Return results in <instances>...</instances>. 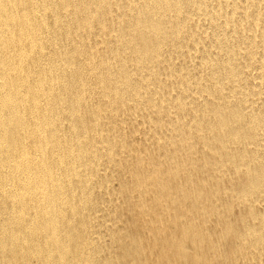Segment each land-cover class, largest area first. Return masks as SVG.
<instances>
[{"label": "bare ground", "instance_id": "bare-ground-1", "mask_svg": "<svg viewBox=\"0 0 264 264\" xmlns=\"http://www.w3.org/2000/svg\"><path fill=\"white\" fill-rule=\"evenodd\" d=\"M100 164L141 214L108 246ZM238 262L264 264V0H0V264Z\"/></svg>", "mask_w": 264, "mask_h": 264}, {"label": "rangeland", "instance_id": "rangeland-1", "mask_svg": "<svg viewBox=\"0 0 264 264\" xmlns=\"http://www.w3.org/2000/svg\"><path fill=\"white\" fill-rule=\"evenodd\" d=\"M203 21H205L204 19L203 20H201V25L202 26H204V27H206L207 26V23L205 22H203ZM204 23V24H203ZM97 28V27H96ZM94 30V29H93ZM93 30H92V32H93ZM103 31H101L100 33H102ZM94 34L95 35H97V33L95 32V33H91V36L92 37H95L94 36ZM100 36H101V34H100ZM191 44V42H189V45ZM98 47V48H97ZM96 49L98 50V51H101L102 49L104 50L105 49V45L102 43L101 44V46H100V44H98V46H96ZM163 50H165V49H163ZM194 50V49H193ZM190 51V52H188V54H189V56H187V55H185L184 57H182V55H180V54H178V56H177V62H179V61H183L184 62V65L186 64L185 62H187V64L185 65V66H188V67H194L196 64V58L195 57H193L194 55L193 54H197V52H195V50L194 51ZM192 59H194V62H192ZM190 62V63H189ZM192 63V64H191ZM255 67V66H254ZM253 69H257L256 67L255 68H252L251 69V71H252V73L249 75L250 76V82H252L253 81V79H254V81L256 80V77L259 75V73H261L259 70H257V71H253ZM258 71H259V73H258ZM255 75H254V74ZM258 73V75H256ZM254 75V76H253ZM93 78V77H92ZM89 79H90V77H89ZM97 97H94L93 98V102L95 103V102H98V101H100L101 103H103V101L102 100H100L99 98V100L98 99H96ZM92 102V101H91ZM147 111V112H146ZM144 113V114H143ZM147 113H148V110L146 109V110H143L142 111V114L144 115V116H146L147 115ZM106 116H107V113L106 112H104V114H102V117H104L105 119H106ZM104 118H103V120H104ZM129 119V118H128ZM135 119H137V120H139V118L138 117H133V120H135ZM107 121V120H106ZM105 120H104V122L103 123H105L106 122ZM137 122H134V123H132L131 125L130 124H128L127 126L125 125L124 127H123V131H121L122 133H123V135L125 134H127L126 136H129L130 134V131H128V129L131 127L132 128V125H135V129H134V133L132 134V136H131V138L133 137V140H134V142L133 143H131V145L133 146V147H138V146H141V145H137V143L139 142V140H141L142 139V136H143V133L142 132H144L145 131V129H146V127H142V125H137L136 124ZM127 124V123H126ZM119 129L120 130H122V128H120L119 127ZM125 129V130H124ZM131 130V129H130ZM127 131V132H126ZM120 132V131H119ZM126 132V133H125ZM99 167H100V169H99ZM102 167V168H101ZM105 166H103V164H100V165H98V169H97V177L95 178V179H100L101 177V179H103V177L105 176V175H111V176H106L107 178V180L105 181V183H104V185L105 186H103V187H105L102 191H103V193H100L99 192V189H97L96 191L97 192H99L100 194H101V196H102V198L103 199H99L98 200V205L101 203V201H104V202H102L101 203V206L99 205L98 206V212L95 214V217L93 218L92 217V219H91V225H93L92 226V228H94V226L96 227V228H94L93 230L94 231H96V232H94L95 233V235L96 234H98V232H100V236L103 238V242H104V244L106 245V246H108V245H113V244H115V243H112L111 244V240H110V238L108 237V235H107V226L110 224V219L112 218L113 220H114V217H117V219L116 220H118V222H117V226H121V227H126V228H128L129 227V229H128V231L129 232H134V231H139L140 229H139V227H140V225L139 224H141V222L139 221V220H141L140 219V217H141V214H140V216H139V213L137 214H131V213H135L133 210H132V212L130 213V212H128V211H125V207H122V204L120 205V206H118V203L121 201V198H123V196H120L118 193H116L115 192V188H118L116 185H118V183H120V181H121V174H123V173H125V171L124 170H122L121 168L120 169H117V168H114L113 166H110V167H108L107 168V166L105 167V168H107V169H105L104 168ZM113 168V169H112ZM160 169V168H159ZM100 170V171H99ZM106 172V174H104ZM120 172H122V173H120ZM111 173V174H110ZM119 173V174H118ZM98 174H100V175H98ZM110 177V178H109ZM113 178V179H112ZM108 179H110V181L108 180ZM124 179L125 178H123V180L121 181V182H123L124 181ZM120 180V181H119ZM109 181V182H108ZM109 184V185H108ZM110 187H112L111 189H110ZM97 192H96V194H97ZM117 195V197H116V195ZM104 195H105V198H104ZM107 196V197H106ZM108 200V201H107ZM107 201V202H106ZM114 201V202H113ZM106 202V203H105ZM130 204V203H129ZM128 203H126L125 205H129ZM105 205V206H104ZM105 207V208H104ZM112 207V208H111ZM124 209V210H123ZM108 210V211H107ZM100 211H102V212H100ZM100 212V213H99ZM104 213H106V214H104ZM111 213V214H110ZM129 213L131 214V215H129ZM98 215H100V216H98ZM133 215V216H132ZM96 216H98V219H97V217ZM119 216V217H118ZM139 216V217H138ZM121 217V218H120ZM130 217H131V219H130ZM136 218V219H134V218ZM138 217V218H137ZM102 218V219H101ZM105 218V219H104ZM119 218V219H118ZM127 218V219H126ZM138 219V221H136ZM92 220H93V222L95 221V223H93L92 222ZM103 220V221H102ZM113 220H112V222H113ZM120 220V221H119ZM127 220H129V222L131 221V222H133V224L131 225V223H129L128 222V225H127ZM96 221L98 222V226H97V223H96ZM100 222V223H99ZM125 223V224H124ZM100 224V225H99ZM101 224H102V226H101ZM124 224V225H123ZM106 225V226H105ZM127 225V226H126ZM134 225V226H133ZM138 225V226H137ZM99 228V229H98ZM105 230H106V232H105ZM93 233V234H94ZM105 233V237H103L104 234ZM118 233H120L119 234V236L121 235V232H118ZM103 235V236H102ZM118 236V235H117ZM237 264H240L239 262L237 263Z\"/></svg>", "mask_w": 264, "mask_h": 264}]
</instances>
